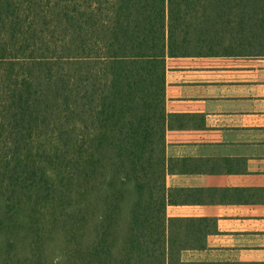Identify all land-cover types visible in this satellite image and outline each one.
<instances>
[{
	"label": "trees",
	"instance_id": "1",
	"mask_svg": "<svg viewBox=\"0 0 264 264\" xmlns=\"http://www.w3.org/2000/svg\"><path fill=\"white\" fill-rule=\"evenodd\" d=\"M260 41L264 0H0V264H264L166 200L168 59Z\"/></svg>",
	"mask_w": 264,
	"mask_h": 264
},
{
	"label": "crops",
	"instance_id": "2",
	"mask_svg": "<svg viewBox=\"0 0 264 264\" xmlns=\"http://www.w3.org/2000/svg\"><path fill=\"white\" fill-rule=\"evenodd\" d=\"M196 59L168 62L166 111L188 117L175 119L166 135L167 217L200 219L205 226L209 220L208 249L184 257L261 263L264 92L256 86L264 64L253 57L218 68L177 67Z\"/></svg>",
	"mask_w": 264,
	"mask_h": 264
},
{
	"label": "rangeland",
	"instance_id": "3",
	"mask_svg": "<svg viewBox=\"0 0 264 264\" xmlns=\"http://www.w3.org/2000/svg\"><path fill=\"white\" fill-rule=\"evenodd\" d=\"M261 42V45L264 46V41H260ZM229 43V41H227V44ZM255 48L253 50V52L249 53V54H235V56H231V57H219V58H198L196 60H190V61H182V62H178L180 63V65H178L177 67H180L181 64L183 63L184 65L182 67H191V66H204V67H213V68H218V67H221V66H229V65H236V63H247L249 61H253V57H256V59L258 61H261V63L264 61V48H260V47H257V50H256V42H255ZM248 55V56H247ZM252 59V60H250ZM236 61H239V62H236ZM168 62H169V59H168ZM168 62H167V65H168ZM176 62H171L170 66L171 67H176L175 65ZM260 65H263L264 63H262ZM260 71V82H262V84L256 86V88H260L261 90H263L264 92V69H261V70H258ZM224 87V85H223ZM247 88L249 89H252L253 86L251 85H247ZM261 106H264V104H261ZM50 256L52 257L53 255L51 253H49ZM185 260H192L190 258H187V257H184Z\"/></svg>",
	"mask_w": 264,
	"mask_h": 264
}]
</instances>
